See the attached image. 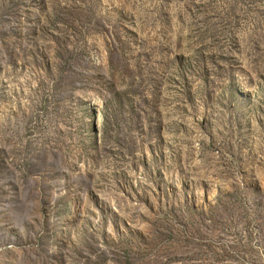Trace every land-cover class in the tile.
Here are the masks:
<instances>
[{
  "label": "rangeland",
  "instance_id": "obj_1",
  "mask_svg": "<svg viewBox=\"0 0 264 264\" xmlns=\"http://www.w3.org/2000/svg\"><path fill=\"white\" fill-rule=\"evenodd\" d=\"M0 264H264V0H0Z\"/></svg>",
  "mask_w": 264,
  "mask_h": 264
}]
</instances>
